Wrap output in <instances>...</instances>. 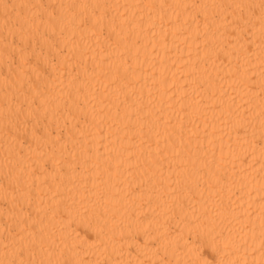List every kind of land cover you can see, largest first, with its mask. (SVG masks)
I'll return each mask as SVG.
<instances>
[{"label": "bare ground", "instance_id": "1", "mask_svg": "<svg viewBox=\"0 0 264 264\" xmlns=\"http://www.w3.org/2000/svg\"><path fill=\"white\" fill-rule=\"evenodd\" d=\"M0 264H264V0H0Z\"/></svg>", "mask_w": 264, "mask_h": 264}]
</instances>
